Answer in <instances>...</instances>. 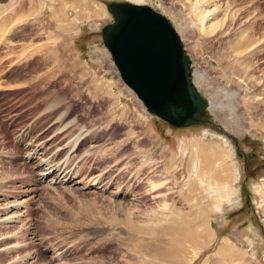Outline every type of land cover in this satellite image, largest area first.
Wrapping results in <instances>:
<instances>
[{
  "label": "rangeland",
  "instance_id": "1",
  "mask_svg": "<svg viewBox=\"0 0 264 264\" xmlns=\"http://www.w3.org/2000/svg\"><path fill=\"white\" fill-rule=\"evenodd\" d=\"M104 1L0 0V264H264V0H131L170 20L209 104L179 127L120 79ZM190 218L210 235L182 262L151 238Z\"/></svg>",
  "mask_w": 264,
  "mask_h": 264
},
{
  "label": "water",
  "instance_id": "2",
  "mask_svg": "<svg viewBox=\"0 0 264 264\" xmlns=\"http://www.w3.org/2000/svg\"><path fill=\"white\" fill-rule=\"evenodd\" d=\"M104 4L112 18L100 27L102 43L145 110L175 127L202 118L208 103L190 77V57L170 20L144 2Z\"/></svg>",
  "mask_w": 264,
  "mask_h": 264
},
{
  "label": "bare ground",
  "instance_id": "3",
  "mask_svg": "<svg viewBox=\"0 0 264 264\" xmlns=\"http://www.w3.org/2000/svg\"><path fill=\"white\" fill-rule=\"evenodd\" d=\"M64 1V0H63ZM246 28V27H245ZM245 28H243V30L245 31ZM248 33V32H247ZM249 34V33H248ZM248 34H243L242 35V39L241 40H245V41H247V43H248V45H249V43H252L253 41H255V38H253L252 36V34L251 35H248ZM254 39V40H253ZM194 83V82H193ZM132 90V89H131ZM133 91V90H132ZM134 92V91H133ZM135 93V92H134ZM208 106H209V104H208ZM214 109V108H213ZM212 112H213V114H218L219 112L218 111H216V110H212ZM223 123L229 128V130H231L230 129V126H229V124H227L226 123V120H223ZM52 169H53V167H46L45 168V170L41 173V176L42 177H44V175L46 174V176L47 175H49V173H51L52 172ZM223 169V168H222ZM222 169H220V170H216L214 173H213V176L215 177V179L217 178V180L214 182L215 184H218L219 183V181L221 182L222 181V179H226L227 178V173L226 172H223V171H221ZM224 171H226V170H224ZM206 172V174L205 173H203V176L202 177H204L205 175L206 176H210V174H208L207 173V171H205ZM211 172V171H210ZM213 177V178H214ZM63 179V177H61V175H54V176H52V179L53 180H57V179ZM65 178V177H64ZM214 179V180H215ZM206 180V179H205ZM209 180V179H208ZM212 182V183H213ZM163 183V182H162ZM212 187H213V189L214 190H217L218 189V187L215 189V185H212ZM218 190H222V192H220L219 193V196H221L223 193H227V190H228V188H227V185L225 184H220V189H218ZM222 193V194H221ZM225 193V194H226ZM228 195L226 194V195H223L222 197H225V198H228L227 197ZM154 198V197H153ZM21 202V201H20ZM16 204H19V202L18 203H16ZM4 216V215H3ZM6 216V217H5ZM4 217L5 218H10V215H5ZM155 216H156V214H155ZM200 216V215H199ZM3 217V218H4ZM148 217V216H147ZM195 217H197V220H199L198 219V216L196 215ZM2 218V219H3ZM1 219V218H0ZM146 219V218H145ZM149 219V218H148ZM156 220H157V216H156V218H155ZM191 219V218H190ZM200 219H201V217H200ZM152 220H154L153 219V217H152ZM187 220V219H186ZM202 220V219H201ZM204 220V219H203ZM184 221V220H183ZM196 218H194V220L193 219H191L190 220V223H189V221L187 220L186 222V224H190L192 227V233H189V232H187L183 227L181 228V227H179V228H177V227H174L173 225H166V228H165V231H163V234H169V237H165V238H162V237H159L158 239L157 238H151V239H154V240H152L153 242H158L159 243V245L160 246H162V248H160L161 250H163V249H166V251H167V254L169 255V252L170 251H168V249L170 248L171 249V246H173L174 244H176V245H178L177 247H179V249L177 248V250H175V252L177 251H179L178 253H179V255H181V257H182V259H181V261L183 260V258L184 257H187L186 256V252H185V248L187 247V245L189 244V245H191V246H195V247H197V246H202L203 244H204V241L209 237V229H208V226H207V224H205V222L203 221L199 226L197 225L196 227H195V225H193V224H195V223H197L198 221H196ZM195 222V223H194ZM197 224H199V223H197ZM191 228H189V229H191ZM208 229V230H207ZM167 231H168V233H167ZM156 234V233H155ZM154 236V235H153ZM156 236V235H155ZM154 236V237H155ZM160 236V235H159ZM156 239V240H155ZM154 245V244H153ZM156 245H158V244H156ZM188 245V246H189ZM151 247V246H150ZM174 247V246H173ZM172 247V248H173ZM181 248H183V249H181ZM188 248V247H187ZM162 252V251H161ZM174 252V253H175ZM176 252V253H177ZM164 253H165V255H167L166 254V252L164 251L163 252V256H164ZM174 253H173V256H174ZM178 253H177V256H178ZM168 255H167V258L166 259H168V258H170L171 259V257H173L172 255L171 256H169L168 257ZM175 256H176V254H175ZM174 256V257H175ZM179 258H180V256H178ZM178 257H176L175 259L177 260V258ZM178 258V259H179ZM163 259V258H162ZM174 259V258H173ZM173 259H172V261H173ZM187 259V258H186ZM178 261H180V260H178ZM186 260H184V262H185ZM183 262V261H182ZM174 263H176V262H174ZM178 263V262H177Z\"/></svg>",
  "mask_w": 264,
  "mask_h": 264
}]
</instances>
